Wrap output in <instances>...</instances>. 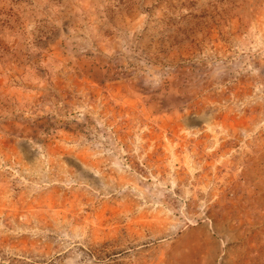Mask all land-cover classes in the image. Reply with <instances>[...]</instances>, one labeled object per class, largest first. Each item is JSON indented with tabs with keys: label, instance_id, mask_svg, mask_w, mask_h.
Instances as JSON below:
<instances>
[{
	"label": "rangeland",
	"instance_id": "obj_1",
	"mask_svg": "<svg viewBox=\"0 0 264 264\" xmlns=\"http://www.w3.org/2000/svg\"><path fill=\"white\" fill-rule=\"evenodd\" d=\"M0 264H264V0H0Z\"/></svg>",
	"mask_w": 264,
	"mask_h": 264
}]
</instances>
